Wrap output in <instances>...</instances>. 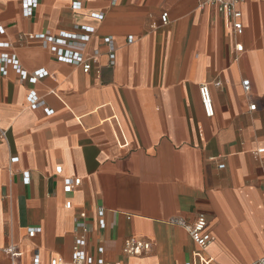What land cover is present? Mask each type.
<instances>
[{
	"label": "crops",
	"instance_id": "obj_1",
	"mask_svg": "<svg viewBox=\"0 0 264 264\" xmlns=\"http://www.w3.org/2000/svg\"><path fill=\"white\" fill-rule=\"evenodd\" d=\"M23 1L0 0V44L9 45L0 54L16 56L31 75H47L32 85L11 66L0 73V128L7 131L0 140V264H34L36 256L40 264L71 263L81 213L94 264H252L264 257V154H256L264 148V1L238 5L239 36L232 19L197 0H37L29 18ZM79 27L95 30L81 51H99L89 73L30 38L83 34ZM203 84L214 105L210 118ZM31 92L44 107H29ZM69 178L81 184L66 195ZM202 214L215 237L206 250L173 224H193ZM33 228L41 231L30 238ZM129 238L149 240L151 252L126 257ZM11 246L21 254L14 263Z\"/></svg>",
	"mask_w": 264,
	"mask_h": 264
},
{
	"label": "built area",
	"instance_id": "obj_2",
	"mask_svg": "<svg viewBox=\"0 0 264 264\" xmlns=\"http://www.w3.org/2000/svg\"><path fill=\"white\" fill-rule=\"evenodd\" d=\"M200 7L210 6L215 7L219 13L233 20V28L235 33L239 36L243 33V25L240 22L242 18L241 12L238 10V5L245 0H197ZM264 1V0H257ZM118 0H112V5H115ZM38 6L37 0H24L22 2L23 15L27 18L32 17L34 11ZM81 5L75 3L73 9L79 10ZM168 13H164L161 17L162 23L167 24ZM93 18L97 20L103 19V14H93ZM83 34H69L61 33L57 37H50L45 34L31 35L30 38L39 41L43 47L49 49L58 59V61L73 66L81 67L84 73H89L92 68V61L95 57L99 55V51H95L92 56H85L81 51H84L90 40L91 35L94 34V29L90 27H79L77 28ZM0 33H4V28L0 26ZM104 44L108 49L110 64L113 65L115 61V41L112 37L104 39ZM8 44H0V48H7ZM237 52H243L242 45H236ZM11 66L20 78L24 81H28L30 84L35 85L39 80L46 77L47 73L44 70L37 71L33 75L24 71L19 64L16 56L12 54L2 53L0 54V73L2 76H6L7 67ZM219 86V83H217ZM243 90L245 93L250 91V81H244L242 83ZM200 98L204 112L207 117L214 116V105L212 101L210 87L207 84H203L200 87ZM27 102L30 108H42L45 106L44 102L38 99L34 92L28 95ZM256 106H250V111L255 110ZM7 139V131L0 128V140ZM257 155L264 154V148L259 149L256 152ZM11 161L14 163L17 159L13 158ZM223 168V166H221ZM63 169L62 167L56 168V173L61 175ZM25 183H29V177L25 175ZM81 184L80 179H66L65 185L63 187L64 194H72L73 191L78 188ZM66 209H72V203L69 201L65 205ZM100 216L103 215V211H100ZM86 214L81 213L77 221L76 232L78 233L75 245L72 251V261L71 263L66 262L62 258H53L50 260L49 264H94L93 260L87 257L84 250L87 243V235L89 233V227L85 223ZM173 224L178 225L186 230L190 236L193 243L201 250H206L208 247L215 242V237L208 231L209 221L207 216L199 215L197 220L193 224H187L183 220H175ZM39 228H33L29 230L28 236L30 238L35 237L40 233ZM152 250V242L149 240H142L137 238H129L124 242L123 253L126 257H143L148 255ZM6 253L11 257L13 263L18 259L21 254L18 248L11 246L7 249ZM99 253L103 254V249H99ZM34 264H40L39 257L36 256L34 259ZM97 264H106L102 259H100ZM116 264H122L118 262ZM252 264H264V257L255 261Z\"/></svg>",
	"mask_w": 264,
	"mask_h": 264
}]
</instances>
